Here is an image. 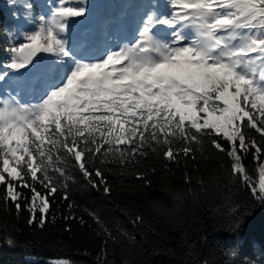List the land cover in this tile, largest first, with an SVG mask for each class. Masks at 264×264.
<instances>
[{
    "label": "snow or ice",
    "instance_id": "obj_1",
    "mask_svg": "<svg viewBox=\"0 0 264 264\" xmlns=\"http://www.w3.org/2000/svg\"><path fill=\"white\" fill-rule=\"evenodd\" d=\"M167 3L166 13L149 6L134 43L96 62L78 58L62 35L69 18L86 13L85 7H68L65 0L39 18L36 30L24 33L25 42L8 49L6 68L24 69L42 85L34 104H21L15 96L0 103V185H6L5 197L18 210L22 189L30 188L31 205L25 201L23 206L33 219L37 200L40 214L49 211L47 197L26 177L56 194L49 169L63 176L59 164L74 161L97 187L104 184L103 173L96 168L94 176L100 179L94 182L88 166L97 154L123 155L120 145H130L128 151L136 154L149 138L166 146L162 156L174 161L175 138L199 143L200 137H209L215 149L232 158L233 173L248 181L241 153L264 157V0ZM158 26L168 31L161 34ZM38 53L52 60L42 61ZM214 100L224 106L210 103ZM214 136H223L225 143ZM191 151L182 149L186 157ZM259 168L264 198V163ZM63 199H69L67 194Z\"/></svg>",
    "mask_w": 264,
    "mask_h": 264
},
{
    "label": "trees",
    "instance_id": "obj_2",
    "mask_svg": "<svg viewBox=\"0 0 264 264\" xmlns=\"http://www.w3.org/2000/svg\"><path fill=\"white\" fill-rule=\"evenodd\" d=\"M25 3L34 10L32 29ZM68 4L83 6L87 12L95 0H65ZM41 6L39 0H0V75L7 73L0 80V103L17 98L23 74L28 76L24 69L6 68L8 49L25 42L24 33L37 29ZM210 103L224 106L222 100ZM214 138L225 143L223 136ZM185 146L192 149L187 157L182 152ZM119 147L125 150L123 155L101 153L89 163L94 182L100 179L94 176L95 169L103 173L104 184L97 187L74 161L59 164L65 170L63 176L49 169L56 194L26 177L50 205L46 214H40L37 200L35 219L23 206L25 201L31 205L30 188L22 189L18 210L5 197L6 185H0V264H55L56 260L67 264H264V198L259 194V165L264 157L257 160L241 153L246 182L233 173L232 158L215 149L206 136L199 143L175 138L174 161L162 156L166 146L150 138L136 154L128 151L130 145ZM168 184L189 193L183 210L171 220L156 217L149 208L150 199L167 200L161 189ZM105 186L110 189L107 193ZM65 194L68 200L63 199ZM137 216L142 219L136 221Z\"/></svg>",
    "mask_w": 264,
    "mask_h": 264
},
{
    "label": "clouds",
    "instance_id": "obj_3",
    "mask_svg": "<svg viewBox=\"0 0 264 264\" xmlns=\"http://www.w3.org/2000/svg\"><path fill=\"white\" fill-rule=\"evenodd\" d=\"M161 191L167 200L150 199V211L158 218L171 220L183 210L189 193L183 187H173L171 184L165 185Z\"/></svg>",
    "mask_w": 264,
    "mask_h": 264
},
{
    "label": "rangeland",
    "instance_id": "obj_4",
    "mask_svg": "<svg viewBox=\"0 0 264 264\" xmlns=\"http://www.w3.org/2000/svg\"><path fill=\"white\" fill-rule=\"evenodd\" d=\"M55 264H67V262L63 260H56Z\"/></svg>",
    "mask_w": 264,
    "mask_h": 264
}]
</instances>
